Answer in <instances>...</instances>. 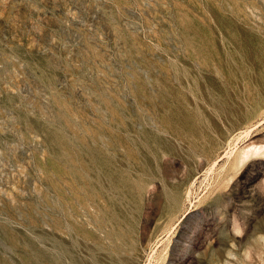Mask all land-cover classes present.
Instances as JSON below:
<instances>
[{"label":"rangeland","instance_id":"374dc122","mask_svg":"<svg viewBox=\"0 0 264 264\" xmlns=\"http://www.w3.org/2000/svg\"><path fill=\"white\" fill-rule=\"evenodd\" d=\"M260 236L264 0H0V264H264Z\"/></svg>","mask_w":264,"mask_h":264},{"label":"clouds","instance_id":"9594fccd","mask_svg":"<svg viewBox=\"0 0 264 264\" xmlns=\"http://www.w3.org/2000/svg\"><path fill=\"white\" fill-rule=\"evenodd\" d=\"M231 231L234 236L242 238L244 236V229L240 227L238 223L231 224ZM260 242H264V236L258 237ZM237 246L235 243H231L228 250L225 252V257L222 264H245V262H250L252 257L249 250H244L241 254H237ZM241 256L243 259H241Z\"/></svg>","mask_w":264,"mask_h":264},{"label":"bare ground","instance_id":"6f19581e","mask_svg":"<svg viewBox=\"0 0 264 264\" xmlns=\"http://www.w3.org/2000/svg\"><path fill=\"white\" fill-rule=\"evenodd\" d=\"M129 134H130V133H129ZM131 134H132V133H131ZM134 134H135V133H134ZM141 142H143V141H141ZM129 151H130V150H129ZM129 151H128V152H129ZM131 153H132V151H131ZM126 154H127V153H126ZM126 154H125V155H126ZM129 154H130V153H129ZM133 154H134V153H133ZM143 154H144V156H145V153H143ZM114 156H115V155H114ZM130 156H131V155H130ZM114 158H115V157H114ZM116 160H117V158H116ZM133 167H134V166H133ZM122 168H124V167H122ZM126 169H127V168H126ZM134 170H135V169H134ZM132 172H133V171H132ZM97 173H98V172H97ZM134 173H135V172H134ZM137 173H138V172H137ZM130 174H131V173H130ZM132 177H133V176H132ZM100 178H102V177H100ZM97 179H98V178H97ZM101 181H102V179H101ZM95 182H96V181H95ZM99 183H100V182H99ZM99 183H98V184H99ZM120 185H121V184H120ZM141 186H142V185H141ZM114 187H115V186H114ZM100 189H101V188H100ZM95 190H96V189H95ZM115 190H116V189H115ZM138 190H139V189H138ZM108 192H109V191H108ZM137 192H138V191H137ZM98 193H99V192H98ZM101 194H102V193H101ZM99 195H100V194H99ZM102 196H103V195H102ZM174 196H175V195H174ZM171 198H172V197H171ZM103 199H104V198H103ZM95 202H96V201H95ZM170 203H171V202H170ZM104 205H105V204H104ZM109 205H110V204H109ZM98 206H99V205H98ZM102 207H103V206H102ZM98 208H99V207H98ZM105 208H106V207H105ZM99 209H100V208H99ZM125 209H126V208H125ZM100 210H101V209H100ZM95 212H96V211H95ZM100 212H101V211H100ZM102 212H103V211H102ZM97 213H98V212H97ZM95 215H96V214H95ZM99 221H100V220H99ZM77 223H78V222H77ZM77 223H76V224H77ZM100 223H101V222H100ZM100 223H99V224H100ZM78 225H79V224H78ZM78 228H79V227H78ZM98 247H99V245H98ZM51 258H52V257H51ZM49 260H50V259H49ZM52 260H53V259H52ZM57 262H58V261H57ZM55 263H56V260H55ZM58 263H59V262H58Z\"/></svg>","mask_w":264,"mask_h":264}]
</instances>
